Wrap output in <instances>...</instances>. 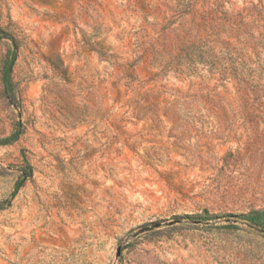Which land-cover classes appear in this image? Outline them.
<instances>
[{
    "label": "rangeland",
    "instance_id": "rangeland-1",
    "mask_svg": "<svg viewBox=\"0 0 264 264\" xmlns=\"http://www.w3.org/2000/svg\"><path fill=\"white\" fill-rule=\"evenodd\" d=\"M18 123L0 264H264V0H0Z\"/></svg>",
    "mask_w": 264,
    "mask_h": 264
},
{
    "label": "trees",
    "instance_id": "trees-1",
    "mask_svg": "<svg viewBox=\"0 0 264 264\" xmlns=\"http://www.w3.org/2000/svg\"><path fill=\"white\" fill-rule=\"evenodd\" d=\"M9 39L12 41L14 48L11 51V54L8 56L4 66L2 68L1 79H2L3 85L5 87V90L11 94L13 91L12 70H13L14 61H15L16 55H17V45H16V41H15L14 37L10 36ZM20 127H21V123H18V129H16L9 136L2 139L0 142L2 144H8V143L16 141L19 138L20 134L22 133ZM30 174H31L30 168L25 169L23 171L22 178L20 180H18L15 184L13 194H15L19 190V188L22 185V183L24 182V180L28 176H30ZM238 217L249 222L251 225H256V226H263L264 225V211H261V210L252 211V212H249L246 214H241V215H238Z\"/></svg>",
    "mask_w": 264,
    "mask_h": 264
}]
</instances>
